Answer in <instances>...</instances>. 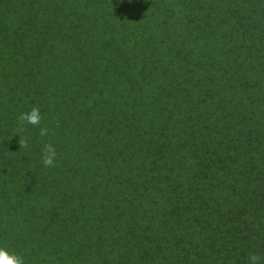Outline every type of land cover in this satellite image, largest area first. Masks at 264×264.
Returning a JSON list of instances; mask_svg holds the SVG:
<instances>
[{
    "label": "trees",
    "instance_id": "16d2710c",
    "mask_svg": "<svg viewBox=\"0 0 264 264\" xmlns=\"http://www.w3.org/2000/svg\"><path fill=\"white\" fill-rule=\"evenodd\" d=\"M5 246L25 264H264V0H0Z\"/></svg>",
    "mask_w": 264,
    "mask_h": 264
},
{
    "label": "clouds",
    "instance_id": "9594fccd",
    "mask_svg": "<svg viewBox=\"0 0 264 264\" xmlns=\"http://www.w3.org/2000/svg\"><path fill=\"white\" fill-rule=\"evenodd\" d=\"M41 111L37 107H31L28 111L20 113L18 120L20 121L21 125L24 124L38 126L41 123ZM49 134V129L46 127L39 128V136L45 137ZM16 136V135H14ZM19 145L20 147H27L28 146V139H20L19 138ZM57 157V153L53 145L49 143L43 144L41 148V163L44 167H52L55 164V160ZM258 257L254 254L249 256L250 264H258ZM0 264H25L24 258L15 253L10 251L6 246L0 247Z\"/></svg>",
    "mask_w": 264,
    "mask_h": 264
}]
</instances>
